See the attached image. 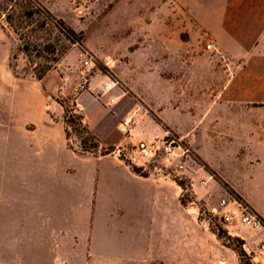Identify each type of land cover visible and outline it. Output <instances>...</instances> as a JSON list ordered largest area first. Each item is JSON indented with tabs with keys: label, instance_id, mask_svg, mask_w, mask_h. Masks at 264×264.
<instances>
[{
	"label": "crops",
	"instance_id": "1",
	"mask_svg": "<svg viewBox=\"0 0 264 264\" xmlns=\"http://www.w3.org/2000/svg\"><path fill=\"white\" fill-rule=\"evenodd\" d=\"M201 3L200 27L218 53L195 57L203 77L194 83L193 109L183 111L179 93L164 90L151 112L137 103L112 113L89 85L79 110L101 148L130 149L166 132L182 139L197 163L187 187L196 200L211 212L218 206L211 191L235 192L264 222V0ZM18 50L0 21V264H241L196 202H185L184 183L73 148L63 107L49 109L56 72L42 80L19 75ZM167 95L168 105L159 104ZM131 117L125 136L121 123ZM184 117L185 130L175 124ZM229 230L244 245L264 242V232Z\"/></svg>",
	"mask_w": 264,
	"mask_h": 264
},
{
	"label": "rangeland",
	"instance_id": "2",
	"mask_svg": "<svg viewBox=\"0 0 264 264\" xmlns=\"http://www.w3.org/2000/svg\"><path fill=\"white\" fill-rule=\"evenodd\" d=\"M37 2L39 5L33 0H0V19L7 24L18 44L13 67L19 75L39 74L48 68L49 72H56V94L49 101L51 112L60 108L61 103L64 104V118L65 109L71 110L77 105L79 110V96L89 85L101 90L99 95L103 98L100 100L112 113L115 109L129 113L137 103H142L151 112L150 103L164 90L179 93L175 98H179L183 111L193 109L197 97L194 83L203 77L196 73L195 57L218 53L217 50H207V44L215 41L200 27L201 0ZM59 20L67 28L83 34L82 45L68 44L57 28ZM27 47L29 50L23 51ZM89 59L94 62L91 69L85 67V61ZM107 59L114 62L113 67L105 65ZM168 97L159 104L168 105ZM112 98L117 102L114 105L109 104ZM78 112L82 114L80 110ZM175 124L185 130L190 127L191 120L189 117L179 118L175 119ZM82 138L84 136L77 133L75 127L70 128L73 148L81 151ZM106 148L100 147L96 152ZM154 168L155 165H151L142 173L153 174ZM185 185V202H196L201 219L211 217L206 205L197 201L187 188L189 183ZM210 194L213 206L231 195L219 194L217 190ZM211 218V228L217 233H225L221 234L222 242L243 251L244 255L239 257L241 264H260L258 255L246 252L240 242L242 239L230 235L217 218ZM240 230L248 236L256 233L247 227Z\"/></svg>",
	"mask_w": 264,
	"mask_h": 264
},
{
	"label": "built area",
	"instance_id": "3",
	"mask_svg": "<svg viewBox=\"0 0 264 264\" xmlns=\"http://www.w3.org/2000/svg\"><path fill=\"white\" fill-rule=\"evenodd\" d=\"M0 21H3L0 19ZM4 22V21H3ZM5 23V22H4ZM6 24V23H5ZM207 50H216L214 42L207 44ZM107 67H113L114 62L107 59L105 62ZM94 66L92 59L85 61V67L91 69ZM115 99H110V104H114ZM83 124L85 121L82 122ZM134 119L126 118L121 123L122 132L126 136H131ZM111 154L117 156L121 161L129 167L139 168L141 171H148L151 165H155L154 173L178 183L194 185L193 174L196 172L197 165L193 151L189 144L182 139L172 136L166 132L165 136L155 138L153 140H140L132 148H117ZM207 181H202L205 184ZM211 217L217 218L224 228L230 234V227L241 229L243 227L250 228L254 231L264 232V222L261 218L249 208L242 200L234 195H228L222 198L218 206L212 209ZM205 220V225L212 227V218ZM246 252L258 255L259 263L264 264V242H260L256 249L252 246L243 245Z\"/></svg>",
	"mask_w": 264,
	"mask_h": 264
},
{
	"label": "trees",
	"instance_id": "4",
	"mask_svg": "<svg viewBox=\"0 0 264 264\" xmlns=\"http://www.w3.org/2000/svg\"><path fill=\"white\" fill-rule=\"evenodd\" d=\"M35 2V4L39 5V3L37 2V0H33ZM32 4V2H31ZM32 7V5H31ZM57 28H59L60 33H62L65 37V39L67 40L69 45H74V44H78V45H82L84 38H83V34L80 33H76L73 29L67 28L65 23L62 20H59L58 22V26ZM29 50V48H23V51L27 52ZM50 68L48 69H42L41 72L39 74H34L33 76L35 78H37L38 80H42L45 75L49 72ZM62 106H64L63 103H61ZM78 108L77 105H74L71 110L69 109H65V118H64V122L66 124V136L67 139L70 142V128L71 127H75L76 132L79 134H82L84 136V138L81 139L80 143H81V152L83 153H91L94 155H109L112 152L115 151L114 147H108L105 150H102L100 153H97L96 150H98L101 147V143L99 138L90 130L89 125L87 123H82L84 121V116L82 114H80L78 112ZM134 172L140 174V175H146L144 173H142L141 169L133 167L132 168ZM182 186V184H180ZM232 195L238 197L240 200L241 198L239 196H237L235 194V192H230ZM217 233V232H216ZM221 234H225L224 232L220 231L217 233V236L219 239L222 240V235ZM230 239V238H229ZM240 241V240H239ZM241 244H244L243 241H240ZM230 248H232V246H228ZM237 254L238 256H243L244 253L243 251H238L234 248H232Z\"/></svg>",
	"mask_w": 264,
	"mask_h": 264
}]
</instances>
